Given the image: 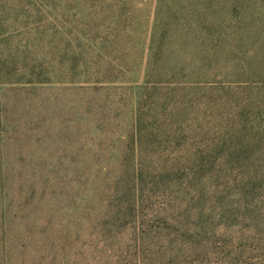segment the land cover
Returning a JSON list of instances; mask_svg holds the SVG:
<instances>
[{"label":"trees","instance_id":"16d2710c","mask_svg":"<svg viewBox=\"0 0 264 264\" xmlns=\"http://www.w3.org/2000/svg\"><path fill=\"white\" fill-rule=\"evenodd\" d=\"M251 2L157 0L140 84L119 58L0 61V264H132L218 227L264 234V7L250 20ZM119 81L132 83L134 130L101 156L79 120L88 91L99 103ZM230 103L239 129L213 130Z\"/></svg>","mask_w":264,"mask_h":264},{"label":"rangeland","instance_id":"374dc122","mask_svg":"<svg viewBox=\"0 0 264 264\" xmlns=\"http://www.w3.org/2000/svg\"><path fill=\"white\" fill-rule=\"evenodd\" d=\"M253 1L245 7L250 20L258 18L257 12L261 6L264 7V0ZM156 2L157 0H0V61L19 65L24 57L31 61L47 59L53 67L60 68L59 62L62 59L69 61L80 58L94 64L97 61L100 63L119 58L136 66V71L134 69L133 73L129 71L127 74L132 79L136 78L137 84H140L143 80V66L148 58ZM59 74H52L58 82L61 79V73ZM85 75L90 76L91 73ZM106 84V87L101 86L98 90L99 103L94 102L92 90L87 92L91 95H88L89 102L87 100L85 108L89 117L87 120H79L85 130L79 138L90 147L101 142V156L107 155L111 148L117 151L126 148L128 134L131 131L133 134L136 116V97L132 92V83L119 81ZM76 95L71 94L68 98L73 99ZM89 107L93 108L92 111H87ZM237 108L232 103L227 104L224 108L226 118L222 114L214 116L213 130L217 131L218 128L219 132L220 126L230 129L229 131L239 129ZM147 109L148 105L142 109V113L146 122H149ZM222 110L216 109L215 113H221ZM94 111L98 115L95 116ZM190 113L191 125L197 127L198 121L193 119L195 113ZM70 116L71 114L65 118L64 124H77V119L73 120ZM215 131L213 136L217 135ZM186 140L194 146L199 141L193 135H189ZM179 153L180 151H174L172 154ZM216 230L208 237L203 236L194 242L187 241L179 254L151 255L146 259L132 257V264H264V234L259 238L241 237L236 231L226 234L221 227ZM115 262L128 264V260L116 256L101 258L102 264Z\"/></svg>","mask_w":264,"mask_h":264}]
</instances>
